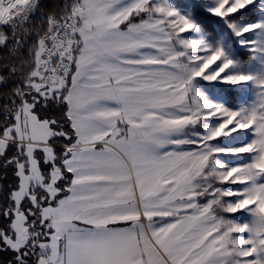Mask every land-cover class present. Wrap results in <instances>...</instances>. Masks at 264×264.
<instances>
[{
    "label": "snow or ice",
    "instance_id": "6c2138e0",
    "mask_svg": "<svg viewBox=\"0 0 264 264\" xmlns=\"http://www.w3.org/2000/svg\"><path fill=\"white\" fill-rule=\"evenodd\" d=\"M0 264H264V0H0Z\"/></svg>",
    "mask_w": 264,
    "mask_h": 264
}]
</instances>
